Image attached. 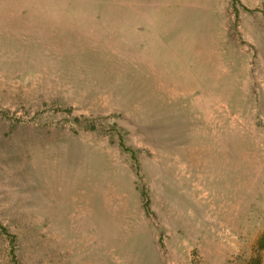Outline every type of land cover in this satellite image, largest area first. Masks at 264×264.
Returning a JSON list of instances; mask_svg holds the SVG:
<instances>
[{
  "label": "rangeland",
  "instance_id": "374dc122",
  "mask_svg": "<svg viewBox=\"0 0 264 264\" xmlns=\"http://www.w3.org/2000/svg\"><path fill=\"white\" fill-rule=\"evenodd\" d=\"M7 1L0 264H264V0Z\"/></svg>",
  "mask_w": 264,
  "mask_h": 264
},
{
  "label": "crops",
  "instance_id": "0c3cea01",
  "mask_svg": "<svg viewBox=\"0 0 264 264\" xmlns=\"http://www.w3.org/2000/svg\"><path fill=\"white\" fill-rule=\"evenodd\" d=\"M101 1L104 0L97 1L92 4V6L96 8V11L94 12H102L103 9L106 8L105 13L110 15L112 21L113 37L120 39L122 45H138L145 54L149 55V47H151L150 44H155L153 39L156 36L150 32V29H153L152 27H154V23L146 15H144L145 12L143 11V6L137 8L131 3V0ZM6 4L10 9H12V15L21 14L23 16H27V14L42 8L39 0H8ZM111 4L114 6L113 10L111 9ZM88 6L89 3L83 0L75 2L74 4L71 3L67 5V8L69 9L68 15H72L71 13H80L82 15L93 13L87 10ZM73 19L74 18H71L70 21ZM18 20L20 19H17V21Z\"/></svg>",
  "mask_w": 264,
  "mask_h": 264
}]
</instances>
